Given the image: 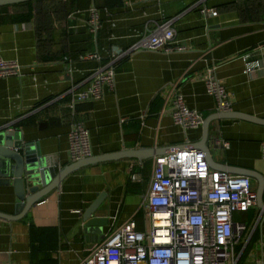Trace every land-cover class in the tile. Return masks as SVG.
Returning a JSON list of instances; mask_svg holds the SVG:
<instances>
[{"label": "crops", "instance_id": "0c3cea01", "mask_svg": "<svg viewBox=\"0 0 264 264\" xmlns=\"http://www.w3.org/2000/svg\"><path fill=\"white\" fill-rule=\"evenodd\" d=\"M115 3L77 0L64 19H54L46 32L48 38L40 46L33 22L0 25L3 56L22 66L20 76L0 78V127L18 130L26 142L38 144L41 154L57 163L56 172L74 162L68 135L76 124L89 129L92 155L123 148L158 147L168 151L197 147L202 126L185 133L173 121L172 105L179 92L204 120L217 113L216 98L202 79L212 64L217 66V77L233 102L232 112L264 119V78L245 74L240 57L250 51L255 58L264 55V0ZM203 6L215 9L217 15L203 14ZM93 8L99 15L97 32L88 24ZM170 18H175V40L186 44L187 50H135L116 64L115 85L105 87L101 99L79 103L75 109L68 106L67 90L106 64L113 47H131L157 22ZM89 52H98L101 59L87 58ZM46 99L50 100L36 106ZM210 133L230 143L229 148L212 145L216 169L230 166L233 173L248 170L264 178V124L221 118L210 124ZM153 159L84 166L65 177L58 189L23 217L0 218V264H40L45 260L42 252L33 256L31 226H56L57 246L51 258L56 264H79L117 226L131 218L139 223L140 214L144 217L140 207L149 187ZM147 167L151 168L148 176ZM135 174L139 180L133 179ZM250 177L257 192L259 181ZM101 194L103 199L93 216L105 217L108 223L99 234L95 229L86 231L84 213ZM17 204L13 184H0V212L15 214ZM244 220L249 225L248 234L253 230L254 236L241 264H255L264 248V211L253 207L245 212Z\"/></svg>", "mask_w": 264, "mask_h": 264}, {"label": "built area", "instance_id": "2783aa9c", "mask_svg": "<svg viewBox=\"0 0 264 264\" xmlns=\"http://www.w3.org/2000/svg\"><path fill=\"white\" fill-rule=\"evenodd\" d=\"M200 10L203 14L218 13L206 6ZM174 21L170 18L157 22L129 48L113 47L106 64L93 69L83 82L67 90L68 106L75 109L79 103L101 99L104 88L115 85L116 64L135 50H187L186 44L175 40ZM88 24L94 32L98 31L96 8L92 9ZM86 57L101 59L98 52H89ZM240 57L245 74H260L264 78V55L255 58L250 51ZM216 70V65L208 66L202 79L216 98L217 112H231L233 102ZM21 73V64L6 59L0 47V78ZM171 116L185 133L200 128L204 122L200 111L189 107L179 92L175 94ZM68 136L73 161L92 156L90 131L85 125H74ZM214 144L230 147L221 138ZM133 179L139 180L140 176L135 174ZM256 206L257 192L249 175L212 168L206 153L197 147L174 148L153 159L149 187L140 207L144 226L136 218L117 226L79 264H241L253 230L248 234V223L237 221L236 216ZM255 264H264V248Z\"/></svg>", "mask_w": 264, "mask_h": 264}, {"label": "water", "instance_id": "95a60500", "mask_svg": "<svg viewBox=\"0 0 264 264\" xmlns=\"http://www.w3.org/2000/svg\"><path fill=\"white\" fill-rule=\"evenodd\" d=\"M26 1L31 0H0V6ZM221 118L243 119L264 124V119L232 111L224 113L217 112L208 116L203 122V134L197 148L202 149L206 153V159L212 168H218L212 158L211 152V147L218 138L211 135L210 124L214 120ZM178 149H181V147ZM166 152H169V150H160L158 147L123 148L116 152L92 155L74 161L56 172L55 166L57 163L51 162L50 158L43 156L38 144L35 142H26L20 131L14 130L11 127L2 126L0 127V184H13L17 195L18 206L15 214L0 212V218L15 220L23 217L31 207L36 205L53 190L58 189L65 177L84 166L121 159H136L138 162H143ZM220 170L234 172V169L230 166H223ZM237 174L254 176L258 179L257 207L264 211V178L261 179L260 176L248 170H240ZM103 195L101 194L84 213L86 231L95 229V231L101 234L104 226L108 223L105 217L93 216L103 199Z\"/></svg>", "mask_w": 264, "mask_h": 264}, {"label": "trees", "instance_id": "16d2710c", "mask_svg": "<svg viewBox=\"0 0 264 264\" xmlns=\"http://www.w3.org/2000/svg\"><path fill=\"white\" fill-rule=\"evenodd\" d=\"M106 1L107 5H110V0ZM122 3L123 0H116L115 4L119 6ZM76 4L77 0H31L0 6V25L33 22L40 46L41 43L45 42L46 38H48L46 32L52 27L54 19H64L69 12L74 9V5ZM233 6L236 7L238 4H234ZM49 100L50 99H46L36 104V106H41ZM24 123H26V121ZM253 217L254 214L248 216L249 223L252 222ZM57 238L58 229L56 226L30 227L33 256L39 252L45 254V260H41L40 264H56V260L51 258L50 253L57 246Z\"/></svg>", "mask_w": 264, "mask_h": 264}, {"label": "rangeland", "instance_id": "374dc122", "mask_svg": "<svg viewBox=\"0 0 264 264\" xmlns=\"http://www.w3.org/2000/svg\"><path fill=\"white\" fill-rule=\"evenodd\" d=\"M148 168V169H147ZM146 168V171H145V175L146 176H148L149 175V173H150V170H151V168L150 167H147ZM244 215H245V213H238L237 214V221H241V222H245V220H244ZM139 223H140V226L142 227V226H144V223H145V218L144 217H140L139 218Z\"/></svg>", "mask_w": 264, "mask_h": 264}]
</instances>
